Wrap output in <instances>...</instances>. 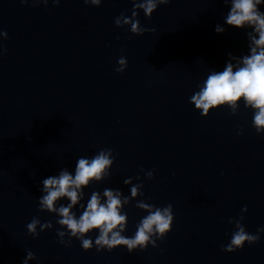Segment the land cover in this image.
<instances>
[{
    "label": "water",
    "instance_id": "95a60500",
    "mask_svg": "<svg viewBox=\"0 0 264 264\" xmlns=\"http://www.w3.org/2000/svg\"><path fill=\"white\" fill-rule=\"evenodd\" d=\"M132 9V0L98 7L0 0V32L7 34L0 37V264H22L28 251L36 257L28 264H264V232L232 253L221 249L236 231L230 218L243 216L250 234L264 228V133L256 134L242 100L235 115L225 106L206 117L189 102L229 53L249 54L251 29L224 23L230 5L223 0H171L150 18L137 10L148 31L134 35L130 25L114 23ZM218 24L223 33L215 32ZM121 57L127 67L118 73ZM102 149L115 157L110 175L90 181L81 203L93 191L103 202L105 189L130 196L142 184L143 197L122 209V235L134 236L147 215L135 207L140 200L171 204V231L156 247L84 251L75 238L65 246L56 235L66 231L59 217L38 212L43 179L65 168L74 175L79 158ZM67 203L61 198L56 206ZM81 211L73 208L77 218ZM33 217L52 223L43 232L38 226L35 239L26 227ZM98 234L85 238L94 245Z\"/></svg>",
    "mask_w": 264,
    "mask_h": 264
},
{
    "label": "clouds",
    "instance_id": "9594fccd",
    "mask_svg": "<svg viewBox=\"0 0 264 264\" xmlns=\"http://www.w3.org/2000/svg\"><path fill=\"white\" fill-rule=\"evenodd\" d=\"M28 0H21L27 3ZM33 3H44L47 5L49 0H32ZM85 5L98 7L101 0H83ZM171 0H132L133 9L131 17H125L123 13L118 16L114 23L117 27L130 25V32L134 35H142L148 29L142 28L137 17V10H143L145 17L150 18L158 5H166ZM54 6L60 0H52ZM227 6L230 5L224 23L237 29H251L246 32L248 40L249 54L241 57L233 56L229 53V59L222 71H211L202 84H198L199 89L190 97V103L201 116H207L210 110L227 107L230 115L237 113L239 102L242 100L246 109L253 111L252 127L256 134L264 133V12L260 11L259 6L264 4V0H223ZM154 31V29L152 30ZM225 28L221 25L215 26L217 34L223 33ZM0 37L7 38V34L0 32ZM6 51L0 49V52ZM116 72L122 73L127 67V61L121 57L118 60ZM235 69V70H234ZM242 131V130H241ZM239 134V133H238ZM115 157L111 149H102L93 157H81L76 161L74 175L67 168L61 169L58 175L48 176L42 180L41 197L38 200V212L54 213L57 217L56 223L61 229L57 231L59 243L69 246L72 238L80 241L81 248L89 251L93 246L99 252L101 250L112 251L114 248L123 246L129 253L139 248L141 251L148 245L156 247V240L163 238L171 231L174 216L172 205L163 208L145 203L140 200L135 207L145 211L147 215L137 224L136 232L132 237H126L122 233L126 229L127 214L122 213V209L130 203V200L138 195L143 197L141 191L142 184L132 185L130 196H123L119 190L105 189L103 191L104 200L102 202L99 192L93 191L86 206L81 203L84 197L83 189L92 182H101L109 175ZM141 171H144L141 169ZM145 177L149 180L153 178V172L148 171ZM140 179L139 176L136 177ZM125 185H131L132 179L124 180ZM61 198H67V205L56 206ZM79 205L82 210L77 218L73 208ZM246 212L247 208H242ZM243 216L233 221L231 218L228 223L235 224L230 242L221 246L222 251L232 253L237 249L243 248L245 243L252 245L260 239L259 233L264 232V228L257 229V234L246 232L241 221ZM40 232L52 228V223H41L37 217H33L27 224V232L34 239ZM92 230L98 231L94 245L91 238H85L86 234ZM65 236L68 237L65 240ZM36 259L35 255L28 251L22 264Z\"/></svg>",
    "mask_w": 264,
    "mask_h": 264
}]
</instances>
